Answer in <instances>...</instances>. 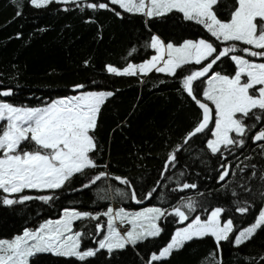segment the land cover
I'll return each instance as SVG.
<instances>
[{"label":"trees","instance_id":"1","mask_svg":"<svg viewBox=\"0 0 264 264\" xmlns=\"http://www.w3.org/2000/svg\"><path fill=\"white\" fill-rule=\"evenodd\" d=\"M84 3H109V0H84ZM235 6L236 0H219L214 11L218 18L227 21ZM18 8L20 15H17ZM109 8L115 11L86 6L81 10L74 4L55 2L37 9L29 0H18L17 4L0 0V90L11 89L13 93L8 99L0 96V101L15 106L43 107L56 99L85 92L113 93L102 105L93 133L97 151L92 156L97 164L107 167L85 170V175L74 176L55 191L17 194L53 195L54 199L48 203L35 199L23 204L0 203V240H12L25 229L36 230L47 220L60 219L64 209L99 214L115 204L130 211L146 207L171 211L182 202L181 198L184 202L191 198L196 212L190 214L189 221L180 224L175 216L162 217L160 236L139 242L134 248L128 245L111 254L100 250L85 261L37 253L30 257V264H148L150 255L166 246L178 228L196 215L205 219L217 207L224 209L222 221L229 218L233 221L234 231L228 241H221L218 248L211 236L195 238L173 251L166 260L153 264H217L218 261L221 264H264V226L244 244L237 247L232 242L237 232L250 226L264 208V195H261L264 193L261 179L264 141L252 142V136L264 128V121H251L250 113L245 123L251 121L256 126L244 137V147L224 151L226 159H223L219 153L212 155L206 148V141L212 138L209 130L184 144L185 135L201 119V110L183 92L179 78L182 73L186 75L188 70L203 65L185 66L177 71L176 77L155 71L146 76H115L107 72V66L123 69L129 63L140 64L150 59L155 51L148 44L154 35L165 44L171 42L176 46L186 40L199 39L212 42L218 51L224 45L215 41L202 26L182 20L181 14L176 12L147 19L141 14L124 12L116 5L109 4ZM116 12L121 15L117 16ZM236 43L238 47H250ZM234 70V62L226 57L217 63L213 72L232 75ZM203 80L205 82L194 83L198 99H202L206 88V78ZM76 85L84 87L77 91ZM209 106L214 108L210 103ZM214 122L215 112L209 129ZM178 145L182 147L176 152L175 166L170 165L161 178L169 154ZM222 164L230 165L229 176L219 181L224 170ZM101 171L131 181L137 198L146 202V206H135L130 197L119 198L115 189H128L114 179L82 188L92 175ZM184 183L197 187L173 191ZM148 192H152V196L145 199ZM17 195L9 198L15 199ZM240 206H249L248 211L239 213L236 209ZM101 222H106V217L101 216L99 221L76 222L74 230L78 227L86 233L81 237V251L97 248L95 241L102 238L103 232L97 236L94 225Z\"/></svg>","mask_w":264,"mask_h":264},{"label":"snow or ice","instance_id":"2","mask_svg":"<svg viewBox=\"0 0 264 264\" xmlns=\"http://www.w3.org/2000/svg\"><path fill=\"white\" fill-rule=\"evenodd\" d=\"M53 2L74 4L81 7V10L86 6L93 10L115 11L109 8L111 4L124 12L141 14L147 19L176 12L181 14L182 20L202 26L215 41L224 45L218 51L212 42L199 39L186 40L176 46L171 42L165 44L154 35L148 47L155 50L156 55L146 62L139 65L129 63L123 69L107 66V72L115 76H146L155 71L176 77L177 71L185 66L203 65L196 70H188L186 75L182 73L179 78L183 92L201 110V119L184 137L185 145L193 137L209 130L212 138L206 141L207 150H210L212 155L219 153L221 158L226 159L224 151H231L233 147H244V137L250 128L264 121V62L246 58L264 59V0H236V6L230 12L227 21L218 18L214 11V6L219 0H109V3L98 4H85L84 0H29L30 5L37 9L47 7ZM12 3L17 4L18 0H12ZM20 14L18 8L17 15ZM116 15L120 16L121 12H116ZM236 42L250 47H238ZM224 57L234 62V74L212 72L214 65ZM210 72L212 74L209 76ZM205 77H208L206 88L202 91V99H198L194 83L205 82L203 80ZM83 87L76 85L75 89L78 91ZM10 95L11 89L0 90V96ZM112 95V92H87L56 99L43 107L14 106L6 101H0V203L23 204L34 199L48 203L54 199L53 195H17L15 199L9 197L25 193L26 190L55 191L63 188L74 176L85 175V170L106 168V164H97L95 157L92 156V153L97 151L93 133L97 128L101 107ZM209 103L214 108L210 107ZM213 112L215 122L209 129L213 121ZM250 113L251 121L256 123L250 121L246 124L245 120L249 119ZM259 141H264V128L252 136L253 143ZM22 145L24 147H21ZM181 147L178 145L176 150L169 154L161 178L170 165L175 166L176 152H179ZM261 147L264 148V145ZM221 168L224 170L218 180L224 181L229 176L230 165L222 164ZM252 175L255 176L256 173L253 172ZM107 179H114L119 184L127 186L128 191L115 189V194L119 198L130 197L135 203H142V200L137 198L131 181L127 178L112 177L107 172L101 171L92 175L82 188H89L98 181ZM261 179L264 180V175ZM196 187V184L184 183L173 191H185ZM152 191H155V187ZM232 194L236 195L235 192ZM151 196L152 192H148L145 199H150ZM181 200L182 202L171 211L149 207L138 212H129L123 207L114 209L109 206L106 211L93 214L64 209L60 219L47 220L36 230L25 229L22 235H17L11 241L0 240V264H30L29 258L37 253H52L55 256L74 257L79 261H85L89 257H94L100 250H106L111 254L113 250H123L128 245L134 248L139 242L160 236L162 228L159 221L162 217L175 216L180 224L190 220V214L196 212L195 202L191 198L186 202L183 198ZM248 207L240 206L236 210L244 214ZM223 212L224 209L217 207L203 220L199 215L192 217L191 222L185 227L175 231L166 246L158 253L150 255L148 264L166 260L173 250L181 249L186 242L194 238L211 236L219 248L220 242L228 241L234 231L232 219L221 221ZM101 216L106 217V222L95 224V233L99 236L106 231V235L95 241L96 249L81 251V237L86 233L78 227L74 230V225L77 221H99ZM118 225L127 230L122 232ZM262 226L264 210L258 213L250 226L237 232L232 241L234 246L244 244ZM212 255L215 258V254ZM217 264L221 262L218 261Z\"/></svg>","mask_w":264,"mask_h":264},{"label":"rangeland","instance_id":"3","mask_svg":"<svg viewBox=\"0 0 264 264\" xmlns=\"http://www.w3.org/2000/svg\"><path fill=\"white\" fill-rule=\"evenodd\" d=\"M155 55H156V53H155ZM252 60V59H251ZM255 62H264V60H254ZM137 65H139V64H137ZM211 74H209V76H210ZM206 78V80H207V78L208 77H205ZM85 93H87V92H85ZM82 94V93H81ZM79 95V94H78ZM60 99V98H59ZM53 102V101H52ZM9 103V102H8ZM50 104V103H49ZM15 106V105H14ZM27 191V190H26ZM14 195H17V194H14ZM13 195V196H14ZM114 209H119V208H121V207H119V208H117V207H114V206H112ZM124 208V207H123ZM146 208H149V207H146ZM146 208H144V209H146ZM125 209V208H124ZM144 209H142V210H144ZM126 211H129V212H138V211H141V210H138V211H130V210H127V209H125ZM263 210H264V208H263ZM202 219V218H201ZM203 220V219H202ZM221 221H222V219H221ZM160 222V221H159ZM223 222V221H222ZM187 225V224H186ZM186 225H184V226H182V227H180V228H183V227H185ZM119 226V225H118ZM160 226V225H159ZM130 227V226H129ZM102 234V233H101ZM104 235H106V231L105 232H103V234H102V237L104 236ZM195 239V238H194ZM9 241H11V240H9ZM117 250V249H116ZM173 251H176V250H173ZM29 260H30V258H29Z\"/></svg>","mask_w":264,"mask_h":264},{"label":"water","instance_id":"4","mask_svg":"<svg viewBox=\"0 0 264 264\" xmlns=\"http://www.w3.org/2000/svg\"><path fill=\"white\" fill-rule=\"evenodd\" d=\"M224 58H226V57H224ZM223 58V59H224ZM222 59V60H223ZM219 62V61H218ZM216 65H214V67H215ZM214 67H213V69H214ZM212 72H213V70H212ZM212 72H210L209 74H212ZM13 94V93H12ZM12 95H10V96H7V97H4V99H8V98H10ZM211 107V106H210ZM134 204H135V206H137V207H145L146 206V202H142V203H139V204H137V203H135L134 202ZM100 235H101V233H100ZM99 235V236H100Z\"/></svg>","mask_w":264,"mask_h":264},{"label":"built area","instance_id":"5","mask_svg":"<svg viewBox=\"0 0 264 264\" xmlns=\"http://www.w3.org/2000/svg\"><path fill=\"white\" fill-rule=\"evenodd\" d=\"M113 206H114V207H117V208L119 207V205H115V204H113ZM118 227L121 228V231H122V232L127 230V229L124 228L123 226H120V225H119Z\"/></svg>","mask_w":264,"mask_h":264},{"label":"crops","instance_id":"6","mask_svg":"<svg viewBox=\"0 0 264 264\" xmlns=\"http://www.w3.org/2000/svg\"><path fill=\"white\" fill-rule=\"evenodd\" d=\"M155 51V50H154Z\"/></svg>","mask_w":264,"mask_h":264}]
</instances>
